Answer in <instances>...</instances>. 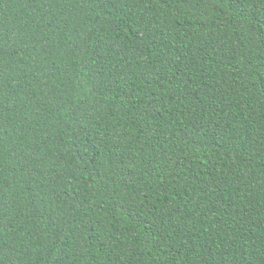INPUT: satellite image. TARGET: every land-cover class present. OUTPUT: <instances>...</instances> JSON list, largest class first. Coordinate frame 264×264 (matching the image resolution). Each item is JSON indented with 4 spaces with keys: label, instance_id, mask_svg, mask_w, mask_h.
Returning a JSON list of instances; mask_svg holds the SVG:
<instances>
[{
    "label": "trees",
    "instance_id": "1",
    "mask_svg": "<svg viewBox=\"0 0 264 264\" xmlns=\"http://www.w3.org/2000/svg\"><path fill=\"white\" fill-rule=\"evenodd\" d=\"M0 264H264V0H0Z\"/></svg>",
    "mask_w": 264,
    "mask_h": 264
}]
</instances>
